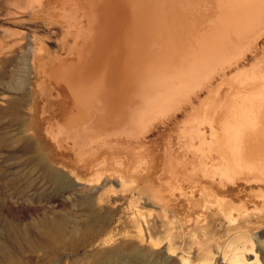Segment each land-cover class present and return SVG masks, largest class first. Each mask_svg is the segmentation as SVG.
I'll return each mask as SVG.
<instances>
[{"label":"bare ground","instance_id":"1","mask_svg":"<svg viewBox=\"0 0 264 264\" xmlns=\"http://www.w3.org/2000/svg\"><path fill=\"white\" fill-rule=\"evenodd\" d=\"M12 1L0 0L1 15L24 12L17 23L48 27L64 48L52 52L51 36L33 28L29 47L21 29L0 34V89L15 93L0 91L7 124L0 151L21 162L0 169L3 264L25 262V232L1 217L20 211L10 199L82 204L89 211L84 235L94 236L108 224L97 204L103 190L125 174L137 175L143 189L154 186L156 198L163 191L176 206L197 204L200 215L211 208L230 223L251 210L264 214V43L250 50L264 31V0ZM33 92H49L43 108ZM166 116L176 119L175 130L153 138ZM248 230L233 233L221 262L264 264L245 244L253 239L264 254V232ZM138 253L130 264L141 261Z\"/></svg>","mask_w":264,"mask_h":264},{"label":"rangeland","instance_id":"2","mask_svg":"<svg viewBox=\"0 0 264 264\" xmlns=\"http://www.w3.org/2000/svg\"><path fill=\"white\" fill-rule=\"evenodd\" d=\"M14 2L15 0L11 3ZM10 6L11 10L15 11L13 4ZM75 10L77 12L80 11L77 7ZM17 15H21V18L27 17V14L25 15L24 12ZM17 15L0 14V34L3 31H17L21 29L26 33L27 37L25 38V46L29 47L31 42V29H37L39 37L44 38L48 35L51 36L49 40H46V45L49 50L52 52H63L64 47L58 45L57 42H53L55 34L51 32L52 30L48 31V27H44V29L41 25H39L38 28L33 25H28L30 27L28 28L24 23L20 24V22L17 23L15 21ZM56 33H58L57 30ZM258 43H260L262 47L264 43V31L261 32L256 40L251 42V47H248L252 50ZM249 57L250 56H248V58ZM8 68H11V65L8 66ZM28 86L33 87V85ZM0 91L3 90L0 89ZM2 93L6 94V96L15 94L13 88L4 90ZM48 93L49 92H42L39 94L33 92L32 96L40 101V107L43 108L47 99L50 97ZM52 101L56 100L54 99ZM177 115V121H179L183 117V112H179ZM168 117L169 116H166L160 120L157 129L151 134L153 138L157 137L160 133L175 130L176 119H174L173 116H170V118ZM4 119L5 117L0 118V128L7 126ZM46 119L48 118L45 117V120ZM10 129L9 127V130ZM14 155H9V153L4 150L0 151V169L3 171L5 170V172H8V169H6L8 166H10V169H15L17 164L21 162L18 163L20 159ZM16 155L19 156L20 153ZM120 155L123 154L120 152ZM12 166L14 167L12 168ZM134 177L135 175L133 174H125L123 178H121L122 182L119 180V183L114 184V186H107L103 190L102 202L97 204L102 210L100 211H104L103 213L107 214L108 224H105L103 228H98L99 232L95 233L94 236L91 234L84 235V230H87L85 226L87 221L84 214L89 213V211L84 209L82 204L71 203V201L62 204L45 201L38 203L35 200L36 197L33 199L31 198L29 202L24 198L10 199L9 202L13 210L17 208L22 209H20V211H13L20 216L4 211L1 217H3L5 221L7 220L6 222L13 228L15 222H17L25 232L21 237L22 244L24 245L22 257L25 259V262H23V264H104L105 261H110V264H130L133 260L132 256H134L137 251L144 257H142L144 260L142 261L141 259L137 264H224L221 262L222 253L224 249H227V252L229 250L228 247L225 248L226 246L224 245L234 238V232L246 229H249L248 231L251 233L256 232L257 235L264 232V226H262L264 223H261L262 225L259 224V221L264 219V214L261 212L259 213L260 215H258L251 210L249 213L245 212L236 220L228 223L220 212L211 208H207L206 211H204L205 215L203 212L200 215L198 212L202 210L197 209V204H194L193 208L181 204L180 206H176L174 200L171 201V198L169 199L163 191V194L161 193V196L157 195L158 198H156L154 191H150L154 186L151 188L149 187V189L144 188L145 191H143L144 189L138 184L139 179L137 175L135 178L138 180H135ZM129 180H131V182ZM127 184H132L133 186H128ZM112 189L117 190L118 197H112L108 200V196H112ZM139 198L141 201H139ZM162 198L168 201L167 204L162 205V200H159ZM169 203H171V205H169ZM168 206H172L171 209ZM92 207L95 208L94 206ZM165 207L168 208L166 209ZM184 208L185 210H183ZM162 210L164 211L162 212ZM187 210L188 212H186ZM186 214L188 216H186ZM15 215L19 216V218L14 217ZM65 215L68 217L62 220L64 227L61 233L52 235L54 237H49L48 233L51 234L52 232L50 230L51 226L54 222L60 221ZM198 217L202 219V221L200 219L195 221ZM134 218H136V220H134ZM246 219L253 225L251 228L247 226L245 222ZM190 220L194 221L191 223ZM135 221L137 223H135ZM198 222L203 223L200 224ZM256 222H258L259 226ZM137 228L140 229L138 230ZM182 231L185 232L183 233ZM243 233L248 237L249 232ZM257 235L254 233V236ZM247 237H245V239ZM263 237L264 235L260 238L264 239ZM31 243L36 245L35 250L30 249L32 248L30 247ZM245 244H248V247L252 246V252L256 253L257 251L258 257L262 259V255L264 256V254L256 241L252 239L251 242L249 238H247ZM239 245L242 247V243ZM205 248H208L209 251L207 249L205 250ZM204 250L205 254H203ZM203 256H206L209 261L207 260L205 263L201 260L196 261ZM250 257L252 258V255ZM262 262L264 263V260ZM0 264H3L1 257Z\"/></svg>","mask_w":264,"mask_h":264}]
</instances>
